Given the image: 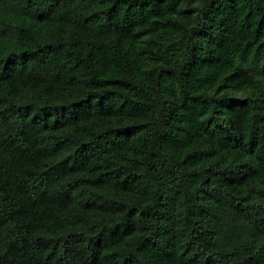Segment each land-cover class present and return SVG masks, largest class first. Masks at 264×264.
Returning a JSON list of instances; mask_svg holds the SVG:
<instances>
[{
	"label": "trees",
	"instance_id": "obj_1",
	"mask_svg": "<svg viewBox=\"0 0 264 264\" xmlns=\"http://www.w3.org/2000/svg\"><path fill=\"white\" fill-rule=\"evenodd\" d=\"M0 264H264V0H0Z\"/></svg>",
	"mask_w": 264,
	"mask_h": 264
}]
</instances>
